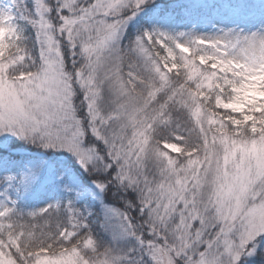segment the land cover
I'll use <instances>...</instances> for the list:
<instances>
[{
    "label": "snow or ice",
    "instance_id": "obj_1",
    "mask_svg": "<svg viewBox=\"0 0 264 264\" xmlns=\"http://www.w3.org/2000/svg\"><path fill=\"white\" fill-rule=\"evenodd\" d=\"M145 8L167 14L154 0H0V264H264V20L146 27L122 46ZM9 136L70 159L18 167ZM73 164L89 173L75 187ZM52 180L67 199L8 198ZM88 197L98 209L75 206Z\"/></svg>",
    "mask_w": 264,
    "mask_h": 264
},
{
    "label": "rangeland",
    "instance_id": "obj_2",
    "mask_svg": "<svg viewBox=\"0 0 264 264\" xmlns=\"http://www.w3.org/2000/svg\"><path fill=\"white\" fill-rule=\"evenodd\" d=\"M154 2L165 6L167 14L156 13L150 8H145L136 18L128 21L124 32L129 26L139 28L140 25L141 31L146 27L154 26L170 32L194 30L198 34L205 35L219 34V30L227 31L230 28L238 32L251 33L258 31L262 27L261 21L264 20V0H154ZM145 19L155 21V23L143 24ZM3 139L0 137V140ZM8 140L22 146L13 152L14 156L20 158L16 160L18 167L22 166L26 160L43 162L45 173H47V169L52 165L53 160L67 162L70 159L68 153H56L50 157L45 150L14 136H9ZM75 165L79 166L78 164ZM74 178H78V176L72 171L71 176L65 177V182L73 184L74 187L78 186L74 182ZM91 190L96 191L94 187ZM34 191L42 194L18 199L15 192L9 189L8 198L10 200L15 199L18 207L29 211L44 207L57 199L65 200L69 197V194L60 190L54 180L47 185L46 189H41L40 184H36ZM2 193L3 188H0V195ZM87 199L99 205V202L92 197ZM134 244L135 241L132 239L119 242L120 248L124 251Z\"/></svg>",
    "mask_w": 264,
    "mask_h": 264
},
{
    "label": "trees",
    "instance_id": "obj_3",
    "mask_svg": "<svg viewBox=\"0 0 264 264\" xmlns=\"http://www.w3.org/2000/svg\"><path fill=\"white\" fill-rule=\"evenodd\" d=\"M141 26L139 25V28H135L133 26H129L126 30V32H124V37L121 41V45L122 46H125L127 43H128V38L131 37V38H134L135 35L139 34V32L141 31ZM27 34V33H26ZM78 102V101H77ZM71 169L74 173H76V175L78 177L82 176V177H87L89 175V173L87 172H84L83 169H79V166H76L75 164H73L71 166ZM104 203H111L113 206H116V207H120L121 204L119 202L118 199H115V198H107L105 199L102 195L100 197ZM75 206L77 208H79L81 211H84V209H89V210H92L94 208L98 209L99 208V205L94 203L93 201H91L90 199H86V200H78V201H75ZM93 228L95 229L97 227V225L95 224V222H93ZM94 235H97V236H102V233H100L99 231H95L94 232Z\"/></svg>",
    "mask_w": 264,
    "mask_h": 264
}]
</instances>
